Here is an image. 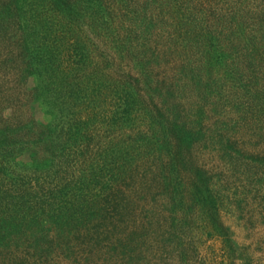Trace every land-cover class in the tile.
<instances>
[{"label":"rangeland","instance_id":"374dc122","mask_svg":"<svg viewBox=\"0 0 264 264\" xmlns=\"http://www.w3.org/2000/svg\"><path fill=\"white\" fill-rule=\"evenodd\" d=\"M56 1L0 0V75L11 79L10 86L21 74L20 58H31V23L56 38L70 27L62 36L79 37L90 48L98 40L89 25L95 23L96 0H62L69 11ZM104 3L114 23L128 28L125 39L139 41L152 79L168 104H176L169 110L201 135L186 153L187 164L178 165L177 188L171 179L158 182V168L140 178L143 171L132 182L137 204L131 207L138 211L92 221L90 231L69 243L58 239L42 254L24 247L0 250V264H264V0ZM83 6L91 14L83 16ZM25 82L28 88L37 83L31 75ZM34 114L48 120L38 106ZM141 118L148 136L152 129L161 133L159 124L151 126V115ZM155 151L145 156V168L169 160L166 150ZM19 160L31 165V153ZM196 167L209 178L216 215L228 234L213 227L211 206H192ZM163 169L168 175V164Z\"/></svg>","mask_w":264,"mask_h":264},{"label":"trees","instance_id":"16d2710c","mask_svg":"<svg viewBox=\"0 0 264 264\" xmlns=\"http://www.w3.org/2000/svg\"><path fill=\"white\" fill-rule=\"evenodd\" d=\"M96 1L95 23L89 25L98 40L91 48L79 37L65 39L70 27L56 38L31 23V58H20L15 86L0 75V250L24 247L42 254L58 239L69 243L73 235L90 231L92 221L129 213L137 204L132 182L143 171L140 178L158 168V182L171 179L177 188L178 165L187 164L186 153L201 135L169 110L176 104H168L161 84L152 79L151 61L140 54L139 41L125 39L128 28L114 23L106 0ZM56 4L71 9L62 0ZM83 9V16L92 12ZM29 75L37 81L31 88L25 82ZM36 106L46 122L35 116ZM141 115H151V126L159 124L161 133L142 131ZM156 149L166 150L169 160L145 168V156ZM27 152L31 165L19 160ZM195 174L192 206H211L213 227L228 234L216 215L209 178L199 167Z\"/></svg>","mask_w":264,"mask_h":264}]
</instances>
